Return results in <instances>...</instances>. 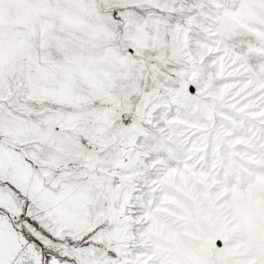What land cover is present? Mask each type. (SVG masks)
I'll list each match as a JSON object with an SVG mask.
<instances>
[{
	"label": "snow or ice",
	"instance_id": "6c2138e0",
	"mask_svg": "<svg viewBox=\"0 0 264 264\" xmlns=\"http://www.w3.org/2000/svg\"><path fill=\"white\" fill-rule=\"evenodd\" d=\"M0 264H264V0H0Z\"/></svg>",
	"mask_w": 264,
	"mask_h": 264
}]
</instances>
